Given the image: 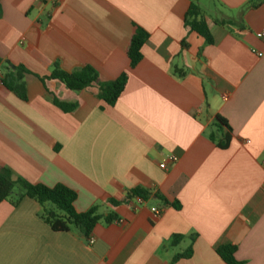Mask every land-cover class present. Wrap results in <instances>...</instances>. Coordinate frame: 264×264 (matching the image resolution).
<instances>
[{"label":"crops","instance_id":"1","mask_svg":"<svg viewBox=\"0 0 264 264\" xmlns=\"http://www.w3.org/2000/svg\"><path fill=\"white\" fill-rule=\"evenodd\" d=\"M213 1L205 10L200 0H0V75L29 72L26 101L0 84V168L69 188L78 213L100 206L115 216L90 245L53 232L31 199L0 202V264H171L190 247L175 264H225L215 251L224 242L239 262L264 264V5ZM192 3L213 45L186 27ZM135 27L149 39L130 70ZM56 62L128 80L109 106L97 88L75 93L46 79ZM55 100L78 107L65 113ZM218 116L232 131L227 149L210 139ZM134 189L151 195L129 196Z\"/></svg>","mask_w":264,"mask_h":264},{"label":"trees","instance_id":"2","mask_svg":"<svg viewBox=\"0 0 264 264\" xmlns=\"http://www.w3.org/2000/svg\"><path fill=\"white\" fill-rule=\"evenodd\" d=\"M262 5H264V0L250 1V7L253 9H257ZM230 23L231 21L218 22L219 25ZM185 25L191 33L202 38L206 45L214 44V38L206 22L204 11L198 3L191 4L185 16ZM148 39L149 35L147 32L140 27H135L127 49L130 70L135 69L142 61V49ZM28 73V70L22 66H10L7 67V72L2 79L4 87L22 101H26L28 98L25 83V77ZM175 74H178L180 77L184 76L181 71L177 70ZM46 79L58 81L69 91L75 93L97 88L98 97L107 105L114 106L125 89L128 74L124 73L118 79L105 83L100 81L99 74L90 66H84L75 72L69 73L62 70L56 62L53 71ZM54 103L65 113L73 112L78 107L77 104H66L58 100H55ZM214 127L216 128L215 131L210 134L211 141L216 143L217 147L227 149L232 140V131L228 122L218 116ZM150 195L149 191L143 189H134L129 192V196L139 197L143 200H146ZM156 197L159 198L157 195ZM25 198L39 204V216L41 220L55 233L75 231L88 240L97 225L100 223L109 224L115 220L113 214H109L106 217L100 211V206H94L85 213H78L74 206L77 199L76 193L63 185H58L54 188L44 185H34L17 178L10 169L0 168V202L11 201L16 206ZM164 202L165 208L181 209V205L178 202L173 204H169L165 200ZM111 203L114 202L111 201ZM182 240L183 236H175L174 245L178 246ZM237 250L238 247L236 245L225 242L215 247L216 254L225 264H243L235 257ZM192 255L193 248L190 247L186 252L177 255L171 264H175L180 260H188Z\"/></svg>","mask_w":264,"mask_h":264},{"label":"built area","instance_id":"3","mask_svg":"<svg viewBox=\"0 0 264 264\" xmlns=\"http://www.w3.org/2000/svg\"><path fill=\"white\" fill-rule=\"evenodd\" d=\"M257 36L260 39H264V31H262L261 33H259ZM2 79H3V77L0 75V84H3L2 83ZM169 160H170V164L171 165H175L178 162L179 159L176 156H171L169 158ZM160 168L161 169H167L168 168V164L167 163H162V164H160ZM154 214L158 217V216L161 215V212L158 211V210H154ZM88 241H89V244L90 245H93L94 242H95L94 238H92V237H90Z\"/></svg>","mask_w":264,"mask_h":264},{"label":"rangeland","instance_id":"4","mask_svg":"<svg viewBox=\"0 0 264 264\" xmlns=\"http://www.w3.org/2000/svg\"><path fill=\"white\" fill-rule=\"evenodd\" d=\"M213 0H200V3H202V8L203 9H211V3H212V5H213Z\"/></svg>","mask_w":264,"mask_h":264}]
</instances>
